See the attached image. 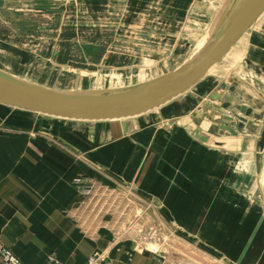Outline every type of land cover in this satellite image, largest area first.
<instances>
[{"label": "crops", "instance_id": "crops-1", "mask_svg": "<svg viewBox=\"0 0 264 264\" xmlns=\"http://www.w3.org/2000/svg\"><path fill=\"white\" fill-rule=\"evenodd\" d=\"M111 1L76 0V35L67 43L69 15H53L65 46L53 62L64 72L89 76L64 57L72 41L107 47L101 58L90 55L93 65L120 59L113 49L124 43L104 17L141 20L145 0L115 11ZM36 27L0 30V68L17 75L52 68L48 55L28 51L43 44L28 37ZM244 43L248 67L263 81L264 21ZM209 76L157 111L115 120L60 119L0 103V246L25 264H45L51 253L83 264L95 251L118 264H264V204L259 210L245 194L254 190L232 167L258 127L234 136L210 116L198 119L218 88L219 76ZM177 117L172 127L159 122Z\"/></svg>", "mask_w": 264, "mask_h": 264}, {"label": "rangeland", "instance_id": "rangeland-1", "mask_svg": "<svg viewBox=\"0 0 264 264\" xmlns=\"http://www.w3.org/2000/svg\"><path fill=\"white\" fill-rule=\"evenodd\" d=\"M143 2L139 6H142L141 12H146L141 15V20H129L127 25L122 15L104 17L108 25L103 26H109L110 23L116 25L119 37V41L116 43H124V46L113 49L116 52L115 54H120L119 60L114 58L105 63L102 61L100 63L96 60L97 63L93 65L90 62V55L94 57L95 54L99 56L98 58H101L105 54L107 47L105 49L97 47L94 51L88 45L79 46L76 41L71 42L70 51L66 50V56L64 55L68 63L76 68L87 70V72L94 70L92 72H96L95 76L90 74L89 76H81L84 74L64 72V69L53 62L57 58L60 59L58 53L63 47L65 48L61 43L63 42L62 40L59 44L56 42L63 37L60 36L59 25L52 21L53 15H58L59 11L61 16L64 13L69 15L67 23L64 24L66 29H70V31L65 33V41L67 43L68 39H72L76 35L73 32V29H76V0H0V30H8L11 27L18 28V26L26 27L27 29L31 25L37 26V30L30 32L28 37L33 41H42L43 44L37 49L36 45L33 44L28 51L32 52L35 57L40 56L43 61L48 55V63H50L52 68L47 73L42 74L24 71L20 76L29 77L32 81L60 89L119 87L154 78L157 75L173 70L182 63L205 39L226 0H158L156 2L159 5V10L152 7L155 4H152V0ZM128 3L129 0L111 1L114 7L113 11L119 7L125 8ZM16 7L23 10L16 11L14 10ZM68 7L74 8L68 10ZM61 16L59 17L61 18ZM85 18H89V16ZM262 21H264V12L239 38L238 42L234 44L222 61L209 72L210 76L208 74L209 77L219 76L217 87L223 86V88L225 86L227 88L229 77L234 76L240 79L235 92L236 99L232 103L234 107L231 106L229 109L223 110L226 114H233L235 108L239 109L242 104L249 103L245 96L246 93L253 95V100H256L255 95L259 96L260 91L264 92V80L262 81L259 78L257 72L249 69V61L245 58L243 49L249 32L255 29V25ZM121 29L124 31L125 29L128 30L127 33L123 31V37H120ZM33 48L34 50H32ZM90 50L94 53L90 54ZM78 52H81V54H78ZM36 53L38 54L37 56ZM35 57H32L33 61L36 60ZM248 71L252 74H246ZM64 73H66V79L61 76ZM214 87L213 85L211 89ZM206 95H208V92ZM214 101L216 100L212 102L208 100V107L203 112H199L198 119H208L209 115L206 110H213L218 107V104ZM257 101L258 99L256 103H258ZM260 110L264 112V105ZM154 111H157V109ZM254 111L258 112L259 108ZM177 119L178 117L173 120L165 119L159 122L172 127V124ZM236 122L237 119L231 124ZM256 125L258 132L252 136L253 141L248 152L241 154L239 156L240 159H235L232 167L241 174V183L246 184L248 189L251 186L254 190L245 194L256 200L259 210L263 211L264 115L262 120ZM213 127L215 128L216 126L214 125ZM234 129L238 133L246 130L236 127Z\"/></svg>", "mask_w": 264, "mask_h": 264}, {"label": "water", "instance_id": "water-1", "mask_svg": "<svg viewBox=\"0 0 264 264\" xmlns=\"http://www.w3.org/2000/svg\"><path fill=\"white\" fill-rule=\"evenodd\" d=\"M264 12V0H226L212 28L201 46L194 50L173 70L135 84L107 88L60 89L32 81L0 68V103L47 116L76 120H115L141 115L170 102L203 80L239 38ZM238 77H229L228 93L218 87L211 94L212 100L223 99L219 108L208 110V115L219 125L220 133H239L230 127L255 131L262 120L264 97L256 103L246 93L249 105L235 108L226 114L236 99ZM259 108V111H254ZM220 109V110H219Z\"/></svg>", "mask_w": 264, "mask_h": 264}, {"label": "built area", "instance_id": "built-area-1", "mask_svg": "<svg viewBox=\"0 0 264 264\" xmlns=\"http://www.w3.org/2000/svg\"><path fill=\"white\" fill-rule=\"evenodd\" d=\"M0 264H25L10 247L0 246ZM45 264H65L54 253H51ZM83 264H118L102 251H95Z\"/></svg>", "mask_w": 264, "mask_h": 264}, {"label": "bare ground", "instance_id": "bare-ground-1", "mask_svg": "<svg viewBox=\"0 0 264 264\" xmlns=\"http://www.w3.org/2000/svg\"><path fill=\"white\" fill-rule=\"evenodd\" d=\"M203 41H204V40H203ZM203 41L201 42V44L203 43ZM201 44H199V46H201ZM199 46H198V47H199ZM198 47H197V48H198ZM214 67H215V66H214ZM214 67H213V68H214ZM213 68H212V69H213ZM212 69H211V70H212ZM9 72H10V71H9ZM12 73H13V72H12ZM88 73H89L91 76H95V75H96V72H92V71H90V72H88ZM14 74H15V73H14ZM16 75H17V74H16ZM19 76H20V75H19ZM30 80H31V79H30ZM255 96H256V98L258 99V101H257L258 103H261V102L263 101L262 99H260V96H258V95H255ZM253 97H254V96H253ZM257 99H256V100H257ZM156 109H158V108H156ZM156 109H154V110H156ZM150 111H152V110H150ZM148 112H149V111H148ZM148 112H146V113H148ZM41 115H42V114H41ZM57 118H60V119H66V118H62V117H57ZM75 120H76V119H75ZM78 121H88V120H78ZM98 121H99V120H98ZM102 121H107V120H102ZM69 122H70V121H69ZM71 122H72V121H71Z\"/></svg>", "mask_w": 264, "mask_h": 264}]
</instances>
